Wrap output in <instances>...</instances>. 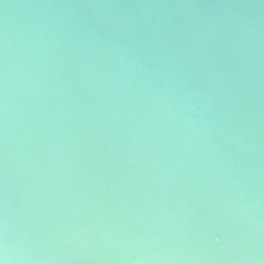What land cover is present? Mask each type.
Segmentation results:
<instances>
[{
  "label": "water",
  "instance_id": "water-1",
  "mask_svg": "<svg viewBox=\"0 0 264 264\" xmlns=\"http://www.w3.org/2000/svg\"><path fill=\"white\" fill-rule=\"evenodd\" d=\"M2 264H264V0H0Z\"/></svg>",
  "mask_w": 264,
  "mask_h": 264
},
{
  "label": "snow or ice",
  "instance_id": "snow-or-ice-1",
  "mask_svg": "<svg viewBox=\"0 0 264 264\" xmlns=\"http://www.w3.org/2000/svg\"><path fill=\"white\" fill-rule=\"evenodd\" d=\"M0 264H2V262H0Z\"/></svg>",
  "mask_w": 264,
  "mask_h": 264
}]
</instances>
